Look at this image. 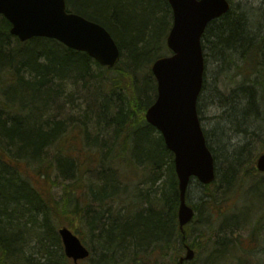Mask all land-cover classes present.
I'll use <instances>...</instances> for the list:
<instances>
[{
    "label": "trees",
    "instance_id": "16d2710c",
    "mask_svg": "<svg viewBox=\"0 0 264 264\" xmlns=\"http://www.w3.org/2000/svg\"><path fill=\"white\" fill-rule=\"evenodd\" d=\"M67 7L104 26L119 46L122 61L114 69H107L86 53L55 40L34 38L21 43L11 35L10 22L0 16V264H71L64 253L55 216L56 212L64 218L71 214L68 226L80 236L74 220L80 219L84 211L87 216L93 213L87 229L90 234L99 232L102 253L79 264H178L191 226L185 227L184 235L179 228L180 191L174 155L145 119L146 111L157 98L151 67L157 59L171 55L167 47L173 25L169 1L67 0ZM259 17L255 26L245 12L233 9L213 22L203 36L205 56L216 57L227 70L237 69V74L244 77L234 91L237 102L230 108L235 113L228 120L230 125L240 122V114L243 124L260 114L258 97L251 87L264 90V64L253 67L255 58L264 56V13ZM96 68H100L98 75L94 74ZM250 70L262 77L250 79ZM99 75L103 88L108 90L104 96L99 91ZM81 84L91 85L93 97L100 103L99 111L93 109L84 114L89 121L94 118L99 130L92 144L98 145L99 163L108 166L105 159L109 156L116 161L123 157L126 160L117 163L119 167L126 164L131 169L144 168L149 176L154 175V184H162H153L151 191L155 193L146 197L143 210L133 212L127 206L116 213L111 212L112 208L90 212L80 207L78 200L74 210H69L75 192L68 188L81 185L85 164L69 147H61L55 161L50 158L51 151L42 150L48 142L58 143L70 133L68 122L59 118L61 103L71 88ZM240 126L237 130L234 127L235 131ZM109 135L112 145V141L101 140ZM241 156L244 155L238 148L231 150L212 185L221 183L226 188L225 173L234 170L230 175H238ZM50 168L72 181L65 186L60 201L39 187L51 177ZM121 175L114 166L110 167L101 176L93 201L122 203L117 196L124 192L126 184ZM260 182L264 184V179ZM212 185L202 186L209 198L213 197L207 193ZM60 204L62 210L58 211ZM193 207L198 214L200 209ZM123 212L126 218H121ZM33 243L37 244L35 248ZM32 248L36 249L34 254Z\"/></svg>",
    "mask_w": 264,
    "mask_h": 264
},
{
    "label": "rangeland",
    "instance_id": "374dc122",
    "mask_svg": "<svg viewBox=\"0 0 264 264\" xmlns=\"http://www.w3.org/2000/svg\"><path fill=\"white\" fill-rule=\"evenodd\" d=\"M231 2L234 10L245 12L253 25L257 26L259 22L257 19L260 20L259 16L264 13V0H231ZM255 61L264 64V56L261 61L259 58H255ZM255 61L254 64L258 65ZM97 70L100 73V68ZM250 76L251 79L256 77L253 73ZM242 79L241 75L237 74V69L227 70L217 61L216 57H206V90L200 100L199 115L209 148L213 150L217 158L216 168L217 170L220 167L224 168L225 157L234 148H238L244 156H241L240 171L236 177L233 178L229 172L225 173L223 184L230 189L221 187V183L212 185L207 193L211 192L213 197L209 198L199 181L191 183L189 203L200 210L196 220L191 224L188 237V244H193V249L196 250V259L186 264H264V184L260 182V179H264V174L256 170L257 160L264 153V90L258 87L260 91L256 106L260 111L259 116L257 114V117L250 118L244 126L240 114L237 119L240 122L236 123L239 126L243 125L240 126V130L235 131L238 125L236 123L233 124L234 126L230 125L228 120L235 117L233 109L230 110V108L237 102L235 99L237 95L234 91H237L239 81ZM90 86L81 84L71 88L69 96L61 103L63 108L59 118L68 122L70 133L51 149L50 158L55 161L58 150L63 146L69 147L75 151L74 156L85 164L84 169H87L81 177V185L79 184L78 188L75 185L68 188L75 192V200L71 202L69 210H74L76 200L79 201L80 207L88 208L90 212L95 209L98 212H106L112 208L111 212L116 213L127 206L133 212L143 210L146 207V197L155 193L154 190L151 191L154 175L149 176L144 168L133 167L131 169L126 164L119 167L117 163L121 164L126 160L123 157L116 161L109 156L105 159L108 166H102L99 163L101 154L97 152L98 145H92L99 130L93 122L94 118L89 121L84 116L88 110L99 111L100 107V103L93 97ZM99 91L103 96L108 92L106 88H103L102 82ZM111 137L112 135L107 138L102 136L101 140H108L109 143L112 141V145ZM112 166L118 174L124 176L126 183L124 192L117 195L123 201L113 203L112 200H106L103 203H95L94 195L101 185V176L107 173ZM50 173L51 177L46 178L43 183L39 184V187L43 188L44 194L47 196L52 194L56 201H60L65 193V186L72 181L65 180L54 168H50ZM237 177L241 178L242 182ZM117 179H119L118 176ZM156 183L154 184L156 187L162 185L159 182ZM54 203L52 200L51 204ZM56 208L61 211V204ZM92 215L93 213H90L87 216L84 211L80 219L74 220V224L80 231L83 243L91 250L92 258H98L102 253L101 246L98 244L99 232L95 231L90 234L87 229V221L92 218ZM120 216L126 218V213L123 212ZM70 217L71 214L64 218L56 212L57 229L62 226L72 229L68 226ZM230 223L235 228L232 233L226 235L225 231L229 226L225 224ZM31 246L35 248L37 244L33 243ZM34 248L31 249L33 254L36 252ZM185 255L184 251L182 257ZM71 264L74 263L71 261Z\"/></svg>",
    "mask_w": 264,
    "mask_h": 264
},
{
    "label": "water",
    "instance_id": "95a60500",
    "mask_svg": "<svg viewBox=\"0 0 264 264\" xmlns=\"http://www.w3.org/2000/svg\"><path fill=\"white\" fill-rule=\"evenodd\" d=\"M169 3L174 18L167 45L172 55L159 58L152 66L158 95L146 112V120L161 133L174 154L180 191L178 220L183 231L196 215L187 198L191 181L207 186L216 179L215 160L198 113L205 75L202 37L213 21L231 10V4L228 0ZM0 16L11 23V34L22 43L34 38L56 40L107 68H115L121 61V51L112 34L104 26L68 12L66 0H0ZM257 169L264 173V154L257 161ZM59 235L66 257L75 264L90 257V250L68 227H62ZM194 257L187 245L186 256L179 264Z\"/></svg>",
    "mask_w": 264,
    "mask_h": 264
},
{
    "label": "bare ground",
    "instance_id": "6f19581e",
    "mask_svg": "<svg viewBox=\"0 0 264 264\" xmlns=\"http://www.w3.org/2000/svg\"><path fill=\"white\" fill-rule=\"evenodd\" d=\"M94 74L95 75H98L99 74V72H98V70H97V68L95 69V71H94ZM99 80H102V77L99 75L98 77H97ZM242 80H240L239 82H241ZM251 87H254V92L257 94V96L259 95V91L258 90H256V87L255 86H252L251 85ZM258 112H259V110H258ZM55 145H57V143L55 142V143H47L45 146H44V148H43V150H42V153L43 152H49V151H51V149H52V147L53 146H55ZM216 170H217V168H216ZM232 171H234V170H232ZM231 170H229L228 172H229V174L232 172ZM240 171V169H238L237 170V172H239ZM237 179H238V177H237ZM239 180V179H238ZM226 189L228 190V189H230L229 187H227L226 186ZM188 199H189V196H188ZM226 226H229L228 227V230L227 231H225V234L226 235H228L229 233H232L233 232V230H234V228H235V226L232 224V223H230V224H225ZM182 233H183V235H184V232L183 231H181ZM189 246L193 251H194V253L196 254V250L195 249H193V244H188V239H186V241H185V243H184V248H186V246ZM225 248H227L228 249V247H226L225 246ZM231 248V247H230ZM224 250V249H223ZM90 252H91V250H90ZM223 253V252H222ZM91 254H92V252H91ZM223 255V254H222ZM219 258V257H218Z\"/></svg>",
    "mask_w": 264,
    "mask_h": 264
},
{
    "label": "flooded vegetation",
    "instance_id": "af4514ba",
    "mask_svg": "<svg viewBox=\"0 0 264 264\" xmlns=\"http://www.w3.org/2000/svg\"><path fill=\"white\" fill-rule=\"evenodd\" d=\"M195 259H196V256H195Z\"/></svg>",
    "mask_w": 264,
    "mask_h": 264
}]
</instances>
